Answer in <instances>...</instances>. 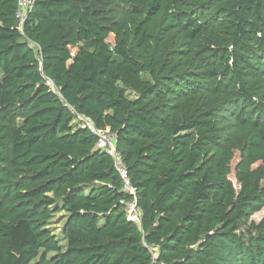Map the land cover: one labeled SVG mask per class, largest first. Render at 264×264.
Returning a JSON list of instances; mask_svg holds the SVG:
<instances>
[{"label":"trees","instance_id":"16d2710c","mask_svg":"<svg viewBox=\"0 0 264 264\" xmlns=\"http://www.w3.org/2000/svg\"><path fill=\"white\" fill-rule=\"evenodd\" d=\"M17 8L0 0V264H264V0H36L24 35ZM74 113L117 134L140 224Z\"/></svg>","mask_w":264,"mask_h":264},{"label":"built area","instance_id":"2783aa9c","mask_svg":"<svg viewBox=\"0 0 264 264\" xmlns=\"http://www.w3.org/2000/svg\"><path fill=\"white\" fill-rule=\"evenodd\" d=\"M36 0H18V8L15 19L17 21V30L24 35V27L29 15L34 10ZM31 47L40 50L36 44ZM75 114V123L84 129H89L97 137V149L108 154L113 160L114 167L122 182V192L127 194L130 199L125 203L127 218L129 221L140 224L142 220V211L138 205V189L133 185L128 166L124 162L122 154L117 146V134L110 128L99 129L92 120L79 113ZM154 262L157 261L158 251L151 248Z\"/></svg>","mask_w":264,"mask_h":264},{"label":"rangeland","instance_id":"374dc122","mask_svg":"<svg viewBox=\"0 0 264 264\" xmlns=\"http://www.w3.org/2000/svg\"><path fill=\"white\" fill-rule=\"evenodd\" d=\"M128 96L130 98H133L135 95L134 94L131 95V93H128ZM263 218H264V210L256 213L253 217V220L257 223H260ZM66 222H67V215L65 213H58L54 215L49 225L50 230L52 231L54 235H56L57 240L59 241V244L63 251H65L67 248V242L64 240V236H63V230H64ZM54 255L56 254L51 253L49 254L48 257L52 258ZM37 262L38 260L34 261L32 264H37Z\"/></svg>","mask_w":264,"mask_h":264}]
</instances>
